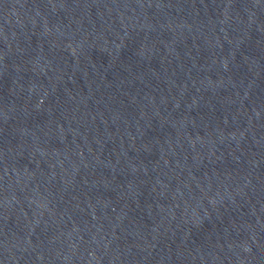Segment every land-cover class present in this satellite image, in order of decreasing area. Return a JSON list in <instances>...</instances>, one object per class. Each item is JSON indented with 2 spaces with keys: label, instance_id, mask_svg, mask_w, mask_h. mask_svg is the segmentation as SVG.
<instances>
[{
  "label": "water",
  "instance_id": "obj_1",
  "mask_svg": "<svg viewBox=\"0 0 264 264\" xmlns=\"http://www.w3.org/2000/svg\"><path fill=\"white\" fill-rule=\"evenodd\" d=\"M0 264H264V0H0Z\"/></svg>",
  "mask_w": 264,
  "mask_h": 264
}]
</instances>
